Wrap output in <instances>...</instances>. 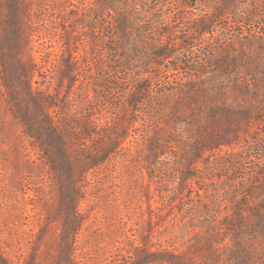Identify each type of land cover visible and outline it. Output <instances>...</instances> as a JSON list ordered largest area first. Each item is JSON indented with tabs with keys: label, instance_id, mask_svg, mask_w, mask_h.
I'll list each match as a JSON object with an SVG mask.
<instances>
[{
	"label": "trees",
	"instance_id": "16d2710c",
	"mask_svg": "<svg viewBox=\"0 0 264 264\" xmlns=\"http://www.w3.org/2000/svg\"><path fill=\"white\" fill-rule=\"evenodd\" d=\"M169 2L110 3L90 35L99 48L92 59L100 57L90 82L93 99L86 95L85 101L111 114L128 112L133 123L155 134L146 140L150 158L171 154L183 165L181 186L196 198L184 203L186 215L203 230L189 248L201 251L205 261H218L210 242L235 228L236 264H256L255 252L244 248L243 239L264 241V0H174L179 8L173 14L167 13ZM31 3L4 0L0 5V67L3 76H11L5 84L10 98L22 107L14 117L23 136L60 186L56 264H73L83 184L89 172L122 149L101 133L104 126L93 114L78 117L82 112L71 104L66 118L57 117L60 102L32 87L39 68L31 58L22 61L31 36ZM179 9L192 16L197 12V18L182 28ZM71 57L57 77L61 85L68 81L66 104L80 73ZM75 140L79 148L71 152ZM192 181L197 189L187 184ZM138 254L131 264H188L182 254L167 249ZM0 264H8L1 255Z\"/></svg>",
	"mask_w": 264,
	"mask_h": 264
},
{
	"label": "rangeland",
	"instance_id": "374dc122",
	"mask_svg": "<svg viewBox=\"0 0 264 264\" xmlns=\"http://www.w3.org/2000/svg\"><path fill=\"white\" fill-rule=\"evenodd\" d=\"M112 1L122 0H31V36L22 59L27 63L31 58L39 68L33 73L32 87L60 102L57 117L66 118L72 104V110L82 112L78 117L93 114L98 125L104 126L101 133L121 143L122 150L89 172L83 184L77 204L81 223L72 245L73 264H131L144 249L174 251L188 264H236L235 228L227 237L210 242L218 261H205L201 251L189 248L193 237L203 232L198 222L186 215L184 203L196 198L193 194L188 197L181 186L184 167L173 162L171 154L156 160L148 156L146 140L155 134L146 133L140 122L133 123L128 112L111 114L99 103L85 101L86 95L93 99L90 82L100 57L97 53L92 59L99 48L93 46L90 35L93 28L98 29ZM170 1L167 13H177L179 6ZM195 14L181 11L175 16L184 17L178 26H186L197 18ZM70 57L80 73L72 83L71 102L66 104L68 81L61 85L57 77ZM139 71L148 75L144 64ZM10 80L0 67V255L8 264H56L63 218L60 186L17 124L14 112L22 107L9 96L5 84ZM156 134L161 137L164 132L158 128ZM73 142L69 144L71 152L79 148L78 140ZM187 184L197 189L193 181ZM208 190L217 193L212 187ZM243 243L248 252H255L256 264H264V241L251 242L245 237ZM204 245L202 239L201 247Z\"/></svg>",
	"mask_w": 264,
	"mask_h": 264
}]
</instances>
